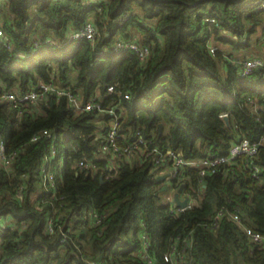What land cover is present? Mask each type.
<instances>
[{
    "label": "trees",
    "instance_id": "1",
    "mask_svg": "<svg viewBox=\"0 0 264 264\" xmlns=\"http://www.w3.org/2000/svg\"><path fill=\"white\" fill-rule=\"evenodd\" d=\"M89 18L98 29L96 45L67 42ZM262 24L264 9L253 0H0V29L12 44L9 49L0 38V89L26 92L55 80L85 100L99 91L104 105L118 103L121 144L141 130L185 160L223 155L233 141L258 142L263 135L264 73L241 76L209 43L247 49ZM132 28L154 46L146 62L130 50L97 53L118 39L133 40ZM47 37L58 45L36 46ZM71 66L79 71L75 85L67 77ZM110 85L115 92L107 94ZM99 118L96 112H75L65 97L52 94L33 105L0 106L7 151L20 150L10 166L0 164V221L8 222L0 229V264H147L139 254L142 220L161 262L173 237L191 233L189 264H264V244L235 222L223 218L216 230L208 226L227 206L264 234V143L252 161L260 169L257 176L242 156L202 182L198 167L185 166L184 191L200 196L175 215L160 199L163 181L154 176L151 160H125L116 170L98 161L101 170L88 176L74 167L77 159L96 157ZM43 129L57 134L58 159L64 157L56 188L49 191L40 171L49 142L30 141ZM92 209L107 213L101 224H92ZM51 215L71 229L68 243L47 234Z\"/></svg>",
    "mask_w": 264,
    "mask_h": 264
},
{
    "label": "built area",
    "instance_id": "2",
    "mask_svg": "<svg viewBox=\"0 0 264 264\" xmlns=\"http://www.w3.org/2000/svg\"><path fill=\"white\" fill-rule=\"evenodd\" d=\"M253 1L259 4L260 8L264 9L263 0ZM206 20L214 21L212 18H206ZM0 38H2L7 48H12L11 42L6 40L5 34L1 29ZM97 38L98 29L93 19L89 18L83 26L71 32L67 42L71 40L85 39L95 46ZM39 44L57 46L58 42L51 37H47L43 40H38L36 46ZM209 49L214 53L219 48L216 45H209ZM121 50H130L136 54L141 62H146L153 54L154 46L138 40L118 39L110 48H101L97 50V53L107 54L108 52H119ZM230 59L241 76L246 77L254 71H257L258 68H261L264 73L263 57L253 56L236 60H233L232 58ZM114 92V85L107 87V94H112ZM49 94H52L57 98L65 97L68 104L75 112H96L100 116L97 121L99 130L97 131L96 137V139L101 140L98 153L96 157L92 159L85 157L77 159L74 167L79 172L85 173L86 176L97 174L98 171L101 170L98 161H103L105 163L103 167L104 169L116 170L120 166V163L125 160L130 162L135 161L138 158L142 161L151 160L152 166L155 168V177L168 174V177L163 182V184L168 185V189L162 193L164 194L162 202L169 205L170 212L175 215H180L191 208L195 199L200 196V192L192 193L183 190L180 198L182 200L185 198L188 199L187 206L180 207L175 202L174 194L182 184L181 180L185 166H196L199 168L200 182H202L207 175L217 172L221 166L231 165L239 156L245 157L250 163L253 170V176H257L260 170L252 161L258 153L259 145L264 143V133L258 142H252L246 137L233 141L226 154L211 155L210 157L200 160H185L180 154L170 149L164 150L160 148L153 139L145 137L141 130L135 132L131 143L121 144L119 142L121 134L119 132L120 116L118 114V103L111 102L108 105H104L101 94H95L85 100L79 92L73 90L71 87H59L51 81L37 83L26 92L0 89V103H8L12 108H20L30 104L33 105L38 101L47 98ZM43 139L48 140L49 146L41 161V184L47 191L52 189L55 190L56 174L62 169V164H60V160L58 159V136L49 129H43L42 131L35 133L30 141L38 142ZM19 155L20 150H14L11 152L7 151L5 140L2 134H0V161L2 165L10 166L17 158H19ZM21 188L22 187H20L19 192L21 191ZM53 212H55L54 208ZM106 216V212L99 213L96 210H90V219L94 225L101 224ZM223 218H228L235 222L251 240L264 244V234L246 225L243 222L238 209H230L227 206L220 207L208 224L209 228L216 230ZM7 227L8 222L0 221V229H6ZM46 232L49 236L59 235L61 244H66L72 239L71 229H64L61 225H57L52 215L47 218ZM139 240V254L142 260L147 264H189L186 255L192 248L191 233L185 234L184 236L179 234L173 237L171 239L169 250L162 256V262L152 252L151 237L146 223L143 220L140 223ZM90 263L95 264L96 262L90 261Z\"/></svg>",
    "mask_w": 264,
    "mask_h": 264
},
{
    "label": "crops",
    "instance_id": "3",
    "mask_svg": "<svg viewBox=\"0 0 264 264\" xmlns=\"http://www.w3.org/2000/svg\"><path fill=\"white\" fill-rule=\"evenodd\" d=\"M130 33H131V38L133 40L139 39L141 36L140 32L138 30L133 29V28L130 29ZM229 47L230 46H228V45H219L218 46L219 50H221L223 52L225 58H227V59H228V57H230L233 60H236L237 58L242 59L244 57H253V56H260V57L264 58V25L263 24L259 25L257 31L251 35V45L247 49L230 52V50L228 49ZM78 72H79L78 69H76L73 66H71L70 69L68 70L67 77H68V81L70 82L71 85H75V83L77 81ZM52 81H53V83H55L59 87H66L64 85H60L59 83H56L55 80H52ZM2 87H3V84L0 81V88H2ZM69 87H72V86H69ZM77 92H79V91H77ZM96 94H100V92L98 91ZM80 95L82 96L81 93H80ZM0 164H2L1 161H0Z\"/></svg>",
    "mask_w": 264,
    "mask_h": 264
},
{
    "label": "water",
    "instance_id": "4",
    "mask_svg": "<svg viewBox=\"0 0 264 264\" xmlns=\"http://www.w3.org/2000/svg\"><path fill=\"white\" fill-rule=\"evenodd\" d=\"M257 71H258V72H261L262 69H261V68H258ZM2 104H3V103H0V106H1ZM224 120L227 122V124H229V123H228V117H227V116L224 117ZM160 131L162 132V124H160ZM167 177H168V174L158 176V177H157V181H163V182H164V181L166 180ZM100 180L103 181V177H102V176L100 177ZM184 188H185V183H182V184L180 185V187L177 189L176 193L174 194L175 202H176L177 205L180 206V207H185V206H187V204H188V199L185 198V199L182 200V199L180 198V195H181V193L183 192ZM167 189H168V185H167V184H164V185L161 187L160 192H165Z\"/></svg>",
    "mask_w": 264,
    "mask_h": 264
},
{
    "label": "rangeland",
    "instance_id": "5",
    "mask_svg": "<svg viewBox=\"0 0 264 264\" xmlns=\"http://www.w3.org/2000/svg\"><path fill=\"white\" fill-rule=\"evenodd\" d=\"M139 41L142 42V38H141V36H140V38H139ZM209 45L215 46V44H214L213 42H210ZM228 49L230 50V52L233 51L230 47H229ZM231 54H232V53H231ZM228 59H230V57H228ZM237 59H241V58H237ZM63 162H64V157L61 156V157H60V164H63ZM163 198H164V194H161V195H160V199H163Z\"/></svg>",
    "mask_w": 264,
    "mask_h": 264
}]
</instances>
